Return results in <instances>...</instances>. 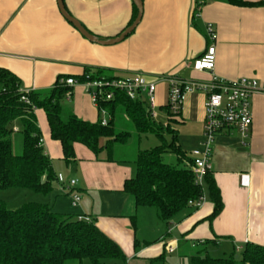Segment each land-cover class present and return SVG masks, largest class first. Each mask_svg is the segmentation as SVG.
<instances>
[{"label":"crops","instance_id":"obj_1","mask_svg":"<svg viewBox=\"0 0 264 264\" xmlns=\"http://www.w3.org/2000/svg\"><path fill=\"white\" fill-rule=\"evenodd\" d=\"M142 2L143 15L135 30L120 42L103 45L83 36L62 15L57 0H0V68L14 73L21 88L35 91H48L59 78L77 76L87 67L92 72L103 70L100 77L142 73L150 79L172 75L210 81L217 76L264 82V4L242 7L229 0H210L194 15L195 0ZM64 4L98 39L118 36L131 25L134 14L133 0H64ZM208 24L215 28L213 41L206 33ZM211 43L216 48L214 72L193 69L189 63ZM206 98L201 90L188 93L182 112L172 124L177 143L190 158L201 146ZM67 100L66 107L83 120L110 119L104 118L107 112L98 109L82 83L73 86ZM167 100L168 84L160 81L156 104L158 120L164 123L167 112L161 107ZM252 113L246 141L236 131L226 129L212 146L210 171L221 193V212L208 219L214 209L208 199L201 208L185 209L166 222L156 208L137 206L124 191L125 181L136 175L139 146L135 158L119 160L114 156L118 143H114L112 159L108 160L75 143V158L68 162L61 142L51 137L46 112L36 109L41 146L50 156L55 174L76 178L73 191L81 195L80 202L73 205L71 190L56 182L39 202L47 203L54 212L94 221L121 246L124 264H166L168 256H173L171 261L191 259V251L205 247V243L224 246L231 254L246 243L264 245V93L253 95ZM15 125L20 128L18 121ZM128 132L129 140L133 135ZM242 174L248 175L247 185L241 183ZM172 246L175 250L169 252Z\"/></svg>","mask_w":264,"mask_h":264},{"label":"trees","instance_id":"obj_2","mask_svg":"<svg viewBox=\"0 0 264 264\" xmlns=\"http://www.w3.org/2000/svg\"><path fill=\"white\" fill-rule=\"evenodd\" d=\"M210 0H195L194 15ZM242 7L259 6L264 0H229ZM134 4L133 19L137 17ZM103 70L92 72L85 68L73 78L80 83L99 78ZM60 78L48 91H20L21 81L12 72L0 68V189L24 188L36 193L48 194L56 186L55 174L50 156L40 145L41 130L37 124L36 109L46 112L51 137L62 144L64 158H75L74 144L81 143L93 151L98 158L106 152V159H112L114 143H124L130 132L119 130L115 124V114L122 107L139 135L156 134L162 143L149 150L138 152L135 164L136 175L127 179L124 191L137 206L157 209L159 217L169 222L183 210L192 208L190 199L198 198L203 190L195 182L192 170L193 159L182 151L177 139L175 122L167 105L168 123L154 119L144 103L132 100L124 92L115 91L112 99L100 98L98 109H104L110 116L106 124L102 119L90 122L79 118L72 109L63 106L68 92L73 86ZM26 95L28 101L22 99ZM20 123L19 132L24 136L23 153L15 154L12 147L13 123ZM166 135L172 137L165 142ZM172 152L178 165L166 164L163 156ZM205 190L214 204L208 219L215 218L223 208L220 190L214 176L209 171L205 176ZM194 209V208H192ZM213 243V242H212ZM214 244V243H213ZM205 247L190 259L189 264H264V245L246 243L240 251L227 257H212ZM206 254L203 255L201 252ZM92 264H106L108 260L125 261L121 246L106 235L94 221L79 219L73 214L54 212L47 203L30 201L18 208L10 209L0 199V264H66L70 260H84Z\"/></svg>","mask_w":264,"mask_h":264},{"label":"built area","instance_id":"obj_3","mask_svg":"<svg viewBox=\"0 0 264 264\" xmlns=\"http://www.w3.org/2000/svg\"><path fill=\"white\" fill-rule=\"evenodd\" d=\"M206 33L210 41L216 37L215 28L212 24L206 27ZM216 62V48L213 43L209 44L205 52L192 60L189 65L198 71L214 72ZM64 81V80H62ZM160 81L168 84L167 107L174 117H178L182 112L183 103L188 93L194 90H201L206 93L205 101V120L203 125V136L201 146L192 151V170L195 182L202 187V194L196 199H190L188 205L194 209L201 208L208 200L205 190V176L211 170L210 157L212 146L215 143L217 135L226 129L236 131L242 141L249 138L253 122L252 97L256 93H264V82L256 78L240 77L233 80H227L213 76L210 81L188 80L176 76H161L156 79H150L142 73L132 76L114 77L112 79L99 78L87 80L82 83L91 94L93 103L98 107L100 98L112 99L115 91H122L132 100L144 101L152 117L159 119V112L156 104V88ZM70 86L80 83L73 78L65 79ZM20 91L27 94L33 90L20 88ZM71 96L68 92L67 99ZM28 101L26 95L22 97ZM103 112H106L104 109ZM167 114L166 123H168ZM106 124V120H102ZM18 131V127H14ZM42 139L40 140V145ZM58 183L71 190L73 205H77L81 200V195L74 192L77 186L76 178H66L64 174H58ZM241 183L248 184V175H241ZM79 219L89 220L88 217L79 216ZM169 252H173L175 247H169ZM240 250V247L238 248Z\"/></svg>","mask_w":264,"mask_h":264},{"label":"rangeland","instance_id":"obj_4","mask_svg":"<svg viewBox=\"0 0 264 264\" xmlns=\"http://www.w3.org/2000/svg\"><path fill=\"white\" fill-rule=\"evenodd\" d=\"M68 100L65 98L63 100V106L66 109ZM159 111V107L157 108ZM104 118H108L109 114L106 113L103 115ZM116 126L119 130H125V131H132L133 138H130L126 143H118L117 149L114 153V156L119 160H131L136 157L137 153V146L141 150H149L154 148L155 146L162 143V140L154 133L152 134H144L138 138V133L134 130V125L129 120V118L126 116L124 110L122 107H118L115 117ZM17 124V121H15L12 125L14 128ZM173 127V126H172ZM172 137L170 135H166L165 142H170ZM12 147L15 154H22L23 153V140L24 136L21 132H13L12 133ZM107 154L106 152L102 153L100 155L101 158H106ZM163 160L166 164L177 166V157L172 152H166L163 156ZM44 194L36 193L29 189L24 188H8V189H0V199H3L6 202V205L10 209H15L21 206L22 204L30 201H39L44 199ZM208 254L212 257H227L231 253L224 249V246H213L212 244H209L207 246ZM199 250H202V248L195 249L191 252L195 255ZM203 255L206 253L204 251L201 252ZM176 256V255H175ZM173 257V256H171ZM171 257H167L166 264H174L175 261L179 262L180 264H189L190 263V257H182L179 259H172ZM170 261L172 263H170ZM66 264H79L78 260H70ZM83 264H92L89 260H84ZM106 264H124L123 261L120 260H108ZM158 264H162V262H158Z\"/></svg>","mask_w":264,"mask_h":264},{"label":"water","instance_id":"obj_5","mask_svg":"<svg viewBox=\"0 0 264 264\" xmlns=\"http://www.w3.org/2000/svg\"><path fill=\"white\" fill-rule=\"evenodd\" d=\"M133 2L136 5L137 10H138L137 17L134 20V22L116 37H113L111 39H98V38L93 37L91 35V33L80 23V21L68 12V10L65 7L64 0H57L59 9H60L62 15L70 23H72L74 25V27L78 31H80V33L83 36H85L87 39H89L91 41H95V42H98V43L103 44V45L114 44V43L122 41L123 39H125L126 36H128L130 33H132L135 30V28L138 26V24L141 21L142 15H143V2H142V0H133Z\"/></svg>","mask_w":264,"mask_h":264}]
</instances>
